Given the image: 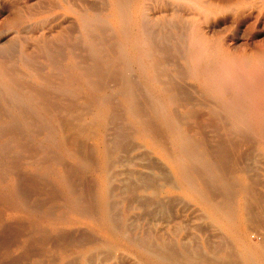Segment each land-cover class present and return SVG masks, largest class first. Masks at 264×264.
<instances>
[{
  "label": "rangeland",
  "instance_id": "obj_1",
  "mask_svg": "<svg viewBox=\"0 0 264 264\" xmlns=\"http://www.w3.org/2000/svg\"><path fill=\"white\" fill-rule=\"evenodd\" d=\"M135 1L136 0H122L126 16H128L127 19L129 20L124 22V27L120 29L121 27L118 24V20L113 15L112 0H0V188L8 189L7 187H9V189L14 190V198L12 197L10 203L2 202V200L0 201V234L2 235H0V240L2 239L0 242V249H4L6 246L9 247V249L6 247L4 249L5 251L0 250L2 254L7 256V258L4 256L5 259H3L4 257H1L3 255L0 254V259H2V261L0 260V264H143V262L144 264L146 262V264H149L142 255H139L140 248L146 247L143 244L148 245L146 248L151 247L150 250L152 248L153 250L158 248L157 250H160L159 253L163 251L162 253L165 254L169 253L171 249L176 248V250H172L171 253L174 252L173 254H175L176 252L177 254L179 252L181 256L186 252L193 253L194 247H197V249L200 247L199 249L201 250H195H197L198 253L201 251L202 258L204 256L206 257L207 254H211L210 256H212V259L209 255L207 257L217 263L221 262V260H218L220 258L218 256L222 251L225 252L224 250H226V248L230 249L229 247L231 246L233 247L231 250H235L232 239L206 216L203 207L200 206L201 204L194 200L191 195L182 188L178 181H176V174H174L172 165L166 161L164 162L161 155L157 152L156 147H150L151 145L146 144V139L142 136L143 130H141V127L143 129L145 128L144 133H148L147 135L150 137H155L153 139L156 141H162L157 142L158 144L163 143L162 147L164 146L165 148V145L168 146L170 144L165 149L172 152V148L170 147L171 143L168 142V130H165L164 126L157 118V121L151 120L156 117L151 111L152 106L151 103H149L151 101L153 102L154 99L157 101L159 100L162 107L164 105H169L163 108L167 110L164 109L166 116L173 125L175 124L176 128L181 127L180 131L188 133L198 140L202 148L198 145V147H194L193 150L198 151L202 149L203 155L206 156L210 163L215 161L214 166L216 165V167L213 166V163H211V167L218 170L216 171L212 168L221 178L229 181V191L231 193L240 194V182L234 180L240 172L246 173L248 182L251 181L250 187L254 190V193L252 192L254 197H252L254 199L256 198L254 200L250 196L251 200L253 199L254 201L252 200L253 205H248L247 210L250 209L247 212H249L251 208H256L253 211L251 210L247 216L249 220L252 218V214L253 218L247 221L246 224L253 220V224L250 223L253 228L250 224L249 226L251 228H249V226H244V228L248 230L252 236H250V239H254L253 241L256 242L259 241H257L256 236H259L260 233H264V230H262L263 228H260L264 226V222H262L261 219V217H264V208H261L262 206L264 207V144H262L264 143V127L262 132L256 128V123L264 118V97H262L264 96V6L258 7L261 5L260 0H257V7L255 6L253 10L252 8H247L249 5L246 4V6L243 4L239 5L240 8L239 6L234 8L235 6L220 5V8L218 5H215L217 7L213 6L211 8L210 6L207 7V5L204 7V4L201 2L202 4H199L194 10L192 6L183 0L175 4L163 0V2L166 1V4H168L166 7L158 3V0H155V2L154 0ZM140 3L142 7L146 9L145 12L144 8H142L141 12L143 14H139V12L136 11ZM168 6H170V9L167 8ZM147 8H150L151 11ZM202 10L204 13L201 12ZM192 12L197 13L196 22H192L188 19L189 14ZM252 13L255 14L252 15ZM132 14H134V16ZM153 14L154 17H152ZM135 15L136 17L138 16V18L140 16L142 21L141 19L136 20L134 18ZM143 15L147 17V19L144 18ZM241 16L243 18H241ZM154 18L155 21H153ZM150 20L152 21L150 22ZM139 22L141 24H139ZM198 23H201V25ZM135 25L136 28H141L139 31L141 37L147 38L144 39L147 44L143 41L142 45L146 50L148 48L149 52L147 51V53H143L144 56H142V54L140 56L142 57L140 61L141 65L142 62L147 64V66L145 65L144 67H142L140 63H137V60L136 62H132V58L137 53L133 50V45H131V39L135 37L134 31H137V29L134 28ZM207 29H211V33H208ZM204 39H207L208 42H206L205 46L200 48L201 50L199 49V52L203 53L202 56L201 53L199 54V61V58L198 60L194 59V51H196L195 48H198ZM134 49H136V47H134ZM149 49L153 50L150 51ZM121 58H126L127 62L129 61L127 64L128 67H123V69L120 66L119 60H121ZM152 58L155 59L156 62H154ZM231 58L233 61L240 60L247 69H250L252 73H256L259 78L257 83L259 86L256 88L257 92L256 90L254 92L256 95V105H258V107L251 118H249L248 111L245 108L238 109L237 111L236 108L234 110L229 106L230 109L226 112L222 107L227 105L230 102L229 100L232 99L233 91L231 87L229 85H223L221 87L224 91L221 92L219 88L216 87L218 84H216L215 81L213 83L209 80L208 68L205 67V65L209 66V69H211V67L217 64H230L232 62ZM134 59L135 58H133V60ZM145 60L150 62L147 63L148 61ZM190 61H192V63ZM194 61L197 62L195 63ZM138 64L144 69L141 70V67L139 69ZM150 64H152V66H150ZM199 65L203 66L199 67ZM135 66H137L138 69L137 67L135 68ZM193 66H196V68ZM197 70L201 71L197 72ZM193 72H197V75ZM199 72L204 74H200ZM142 74L145 75V77L141 76ZM153 76L157 78L154 79ZM146 79L149 82L152 81L151 85L155 83L152 85L153 88ZM159 79L160 84L158 81ZM164 80H166V82ZM161 83L162 88L158 86L161 85ZM254 85L256 84L254 83ZM155 86L158 88V91L154 88ZM207 86H212V89ZM4 87L8 88L5 89ZM122 88H124L123 91L129 89L128 92H130L128 95H130V97H128L127 94H123ZM10 90L13 92L15 91L14 94L17 93V97L19 94L18 98L21 99L18 100V98L15 97L16 95L12 97L14 94L12 91V93H10ZM158 93H160V96ZM166 93L168 97H171L170 95L172 94L176 96L173 100L171 99L172 102L169 100L165 102L168 99ZM223 93L226 96L223 95ZM9 94L12 95L10 96ZM103 94L106 95V99L108 100L103 97ZM207 95L208 98L210 97L209 100H207ZM218 95L219 97H217ZM100 97L104 98H102L103 101ZM226 97H229L227 98L228 102L226 101ZM132 100L134 102H132ZM127 102L128 104H126ZM132 104H134L135 107ZM130 106L136 109L134 110V112L136 111L137 113H135V115L136 117L139 116L140 120L133 121L132 113H130L132 107ZM125 107H127V109ZM167 108L169 111H173L169 112ZM217 109L218 112L216 111ZM148 110L152 112L154 116L152 113H149ZM95 111H98L101 117L99 115L97 117L93 116ZM224 112H226V114ZM169 113H171L172 116H170L171 114ZM205 114L207 116H205ZM230 114L234 115L235 118L233 120V116ZM260 114L262 117H260ZM183 117L185 118L184 120ZM99 118L103 120V122L100 121ZM91 119H93V121ZM148 119H150L153 124L152 122H147L149 121ZM237 119L239 120L237 121ZM144 120L146 121L144 122ZM177 120L179 121L176 122ZM210 120L212 122H208ZM234 120L237 121L236 123L240 122L238 124L240 125L239 127H233L234 124H232V122H234ZM139 121H142V124ZM263 122L264 120L262 123ZM157 123L160 124V126H158ZM215 123L216 126H214ZM161 125L162 129H160ZM153 126L156 128L157 132H160H158L159 134L154 131ZM81 128L85 130L82 131ZM221 128L225 129L221 130ZM79 129H81V134L78 133ZM193 132L196 135L193 134ZM224 132H227L226 134H228V136H230L229 133L231 134L229 138L226 136V138L230 140L229 143L233 142L232 144L230 143L233 146L237 143L238 147L235 146L237 149H234V151L231 148V153L229 151V155L226 156L227 158L223 159L222 162L214 151V145L218 139L224 136ZM238 134L241 135L239 136ZM166 138L167 140H165ZM204 140L206 141L204 142ZM258 143H260V145ZM238 148L241 149L240 152ZM234 152H236V154L239 152V154H237L238 156L235 155ZM124 155H126V158ZM127 155H133L131 157L132 159ZM252 155H254L253 159L251 157ZM232 157H234V159ZM231 158L234 161H230ZM122 159H124V162ZM129 159L131 160V164ZM105 161H107V164H105ZM222 166L223 168H221ZM129 168H132V171L130 169L131 174L129 173L128 175H131L132 178L127 175ZM236 169L239 171L238 173ZM199 170L198 168H194L192 170V177L194 173L196 177L194 180L199 181V183L204 182L205 185H203V183L202 185L205 187L207 182L209 183L208 177L204 176L201 170L200 173ZM235 171L236 175L235 173L233 174ZM104 173L106 176L108 175V178L104 179ZM137 173L140 178L135 176ZM126 176L128 179L125 178ZM59 177L64 178L63 180L67 182L66 185L71 189H69L70 192L73 193L74 196L76 195L75 197L79 203L73 206L70 205L68 197H65V187L60 182ZM142 177H144L146 181H153L152 185L157 183V186H151L150 184L151 187H145V185L140 184V182L145 181ZM103 179L106 181L107 179L109 180L106 186L109 195H106L105 199L109 201L110 216H113L111 218L116 223H114L115 227L117 226L116 234L119 238H115V240L109 239L110 236L107 235L101 226H98L99 222L97 217L99 216L98 214H100V200L101 197L104 199L102 194ZM213 181L210 179V182ZM142 183L144 184L145 182ZM197 183L196 185H199V183ZM214 183L218 185V181H215L212 184L210 183L211 186L208 184L207 188H204L208 194L211 192L210 194L212 196L214 194L216 195L215 191L217 185L214 186ZM144 187L145 189L143 190ZM210 187L214 189H210ZM207 189L210 190L208 191ZM211 190L214 191L212 192ZM152 192L154 193L152 194ZM241 194L235 198L248 196L246 194ZM256 194L259 196V201L257 200L258 196ZM250 198L248 199L249 203H251ZM142 199L145 200V202L147 200V202L145 203ZM64 202H67V204L69 203V205ZM143 202L147 207L143 206ZM3 203L6 205L3 206ZM259 207L260 210H263L262 212L257 209ZM12 208H14V210ZM66 208L69 209V211ZM70 208L72 210H70ZM74 208L78 211L76 212ZM24 209L26 211L28 209L29 212L32 209L31 213L36 211L38 212L37 214L41 216H38L36 212L35 215L33 214L36 218L34 216H26L24 215ZM64 209H66V212L63 211ZM158 209H160V211ZM10 210L13 211L11 212ZM17 210H19V214ZM148 210H152V214L155 215H150V211ZM145 211L150 215H148L147 218V212L145 213ZM260 212V215H262L261 217L256 214ZM64 213H67L66 216ZM57 214L60 218L57 217ZM254 215L256 216L254 217ZM92 216L93 218H91ZM64 218L67 219L64 221ZM81 218H85L86 220L83 219L85 221H81ZM76 219L79 221L77 222ZM147 219L149 221H146ZM260 219L261 222L259 221ZM51 220H53V222ZM257 220L260 222V227L257 226L256 230L255 223L258 222ZM254 221L257 222L254 223ZM58 222H61V224ZM261 223L262 225H260ZM211 224L213 226H211ZM8 226L9 228L7 229ZM10 226L16 228L12 229L13 227L11 228ZM18 226L21 227V229H19ZM55 226L58 229H55ZM14 230H16V232H20L19 230H21L24 234L18 233L21 237L16 235L18 240L14 239L12 238L13 233L16 234ZM206 230H208V233ZM4 233L7 234H5V237ZM204 233L207 234L205 235ZM122 235L125 237H122ZM27 236H29V238ZM62 236H64V238ZM191 238L195 239V241H193V239L190 240ZM202 238L207 242H211L210 246L215 240L217 246L213 244L212 250L207 251V249H205L207 242ZM127 240L130 244H128ZM229 240L231 243H229ZM40 241L41 243L43 242L44 246L41 243L39 245ZM196 241L199 247L197 245L194 246ZM105 242L107 244L106 246H104ZM170 242L172 245H170ZM184 243L188 245L181 248V245H184ZM19 246L21 247L19 248ZM154 246H156L155 249ZM167 246L172 247L169 248ZM173 246L176 247L173 248ZM135 248H137V250ZM20 249L21 251L19 252ZM111 249H114V253ZM187 249H189V251H187ZM216 249L219 250L216 251ZM228 249L226 252H232ZM178 254L176 256L180 257ZM39 256L42 259L38 258ZM207 257L206 259H208ZM15 260H17V262H15Z\"/></svg>",
  "mask_w": 264,
  "mask_h": 264
},
{
  "label": "bare ground",
  "instance_id": "obj_2",
  "mask_svg": "<svg viewBox=\"0 0 264 264\" xmlns=\"http://www.w3.org/2000/svg\"><path fill=\"white\" fill-rule=\"evenodd\" d=\"M113 1V15L116 17V19L118 20V24H119V26L121 27L120 29H122V27H124V22H126L127 20H129V19H127L128 18V16H126V12H125V9H124V5H123V3H122V0H112ZM136 1H141V0H136ZM135 1V2H136ZM159 1V2H158ZM157 2L158 3H161L162 5H165V7H166V5H168V4H166V1H164L163 2V0H158ZM169 1V3L171 2L172 4H175V3H179V2H181L182 0H167V2ZM183 1H186L187 2V4H189L190 6H192L193 8H194V10L197 8V6L199 5V4H204L203 6L205 7V5H207V7H213V6H215V5H218V7H219V5L220 6H235L234 8H236V6H239V5H241V4H243V5H249V7L247 6V8H252V10H253V8L256 6V4H258V2H257V0H205V1H203V0H183ZM135 2H134V4H135ZM144 2V1H143ZM152 2V1H151ZM150 2V3H151ZM154 2H155V0H154ZM156 2V3H157ZM185 2V3H186ZM202 2V3H201ZM165 3V4H164ZM260 3H261V5L260 6H258L259 8L260 7H263L264 6V1H261L260 0ZM137 4V3H136ZM146 5V4H145ZM144 5V6H145ZM154 5V4H153ZM186 5V4H185ZM245 5V6H246ZM155 6H156V4H155ZM244 6V7H245ZM147 7V6H146ZM189 7V6H188ZM200 7V6H199ZM215 7H217V6H215ZM214 7V8H215ZM257 7V6H256ZM87 8V7H86ZM136 8V7H135ZM142 8H144V7H142V4L140 3V4H138V6H137V10L136 11H138L139 12V14L141 13V14H143L142 12H141V10H142ZM155 8V7H154ZM161 8V7H160ZM167 8H169L170 9V6H168ZM172 8V7H171ZM191 8V7H190ZM220 8V7H219ZM239 8H240V6H239ZM148 9V8H147ZM152 9V8H151ZM159 9V8H158ZM161 9H163V8H161ZM188 9V8H187ZM202 9V8H201ZM204 9V8H203ZM146 9L144 8V11H145ZM149 11H151L150 10V8L148 9ZM155 10H157V9H155ZM168 10V9H167ZM216 10H217V8H216ZM225 10V9H224ZM258 10V9H257ZM149 11H147V12H149ZM164 11V10H163ZM187 11H189V10H187ZM193 11V10H192ZM197 11H198V9H197ZM137 12V13H138ZM146 12V11H145ZM154 12V11H153ZM167 12V11H166ZM168 12H169V10H168ZM201 12H203V10L201 11ZM200 12V13H201ZM209 12V11H208ZM225 12V11H224ZM254 12V11H253ZM258 12V11H257ZM132 13H134V12H132ZM170 13V12H169ZM168 13V14H169ZM204 13V12H203ZM250 13H251V11H250ZM150 14V13H149ZM197 13H194V12H192V13H190L189 14V16H188V19L189 20H191L192 22H196V20H197V15H196ZM237 14V13H236ZM255 14V13H254ZM253 13H252V15H254ZM133 16H134V14H132ZM146 15H148V14H146ZM160 15V14H159ZM164 15V14H163ZM238 15V14H237ZM240 15V14H239ZM251 15V14H250ZM142 16V15H141ZM144 16V15H143ZM149 16H151V15H149ZM184 16H186V15H184ZM257 16V15H256ZM152 17H154V14H153V16ZM208 17H211V16H208ZM136 20H139V19H141L140 18V16H139V18H138V16L136 17V15H135V17H134ZM133 18V19H134ZM144 18H146L147 19V17H145L144 16ZM156 18V17H155ZM155 18H154V20L153 21H155ZM157 18H158V16H157ZM156 18V19H157ZM212 18V17H211ZM241 18H243L242 16H241ZM250 18V17H249ZM162 19H164V18H162ZM161 19V20H162ZM184 19V18H183ZM199 19V18H198ZM254 19V18H253ZM152 20H150V22L152 21ZM200 20H202V19H200ZM86 21V20H85ZM134 21V20H133ZM141 21H142V19H141ZM145 21V20H144ZM143 21V22H144ZM149 21V20H148ZM165 21V20H164ZM185 21V20H184ZM251 21V20H250ZM87 22V21H86ZM209 22V21H208ZM85 23V22H84ZM138 23V22H137ZM145 23V22H144ZM153 23V22H152ZM165 23H167V22H165ZM190 23V22H189ZM261 23V22H260ZM139 24H141L140 22H139ZM186 24V23H185ZM192 24V23H191ZM199 24V23H198ZM98 25V24H97ZM151 25V24H150ZM199 25H201V23L199 24ZM89 27V26H88ZM107 27V26H106ZM82 28V27H81ZM110 28V27H109ZM134 28H136V25H135V27ZM137 29V31H134V33H135V37L134 38H132L131 40V42H132V44L131 45H133V50H135V52H137L135 55H134V57L133 58H135L134 60H133V58H132V62H136V60H137V63H140V65H141V58L142 57H140L141 56V54H142V56H144V54H145V52L147 53V51H148V48H147V50L143 47V45H142V42L144 41V43H146V40H144L145 38L144 37H141V34H140V29L139 28H136ZM139 29V30H138ZM199 29V28H198ZM200 29H202V28H200ZM93 30H94V28H93ZM210 30L211 29H207V32L208 33H211L210 32ZM90 31V30H89ZM142 31V30H141ZM197 32V31H196ZM199 32H200V30H199ZM202 32H203V30H202ZM85 33V32H84ZM100 33V32H99ZM97 34V33H96ZM193 34V33H192ZM196 34V33H195ZM201 35V34H200ZM110 36V35H109ZM195 36V35H194ZM206 36V35H205ZM211 36V35H210ZM203 37V36H202ZM194 38V37H193ZM211 38V37H210ZM100 39V38H99ZM147 39V38H146ZM130 40V39H129ZM200 40V39H199ZM148 41V40H147ZM197 42V41H196ZM206 42H208V40L207 39H204V41L200 44V46L198 47V48H195V50L196 51H194V56H195V58L194 59H197L198 60V58H199V54L201 53V52H199L201 49L200 48H202V46H205V44H206ZM210 43V42H209ZM147 44V43H146ZM194 44H196V43H194ZM197 45H198V43H197ZM148 46V45H147ZM207 46H209V45H207ZM134 47H136V49H134ZM194 47V46H193ZM259 47V46H258ZM260 47H261V45H260ZM149 48H151V47H149ZM204 48V47H203ZM89 49V48H88ZM192 49V48H191ZM200 49V50H199ZM150 50V49H149ZM151 50H153V49H151ZM150 50V51H151ZM204 51V50H203ZM207 51V50H206ZM149 52V51H148ZM229 52V51H228ZM144 53V54H143ZM190 53V52H189ZM206 53V52H205ZM253 53V52H252ZM252 53H250V54H252ZM255 53V52H254ZM152 54H154V53H152ZM188 54V53H187ZM202 54L203 53H201V56H202ZM225 54V53H224ZM247 54V53H246ZM264 54V53H263ZM88 55H90V54H88ZM206 55V54H205ZM237 55V54H236ZM245 55V54H244ZM147 56V55H146ZM150 56H151V53H150ZM193 56V55H192ZM191 56V57H192ZM209 56V55H208ZM232 56V55H231ZM153 57V56H152ZM160 57V56H159ZM190 57V56H189ZM243 57V56H242ZM249 57V56H248ZM263 57V56H262ZM129 58V57H128ZM144 58V57H143ZM145 58H149V57H145ZM202 58V57H201ZM234 58V57H233ZM247 58V57H246ZM250 58V57H249ZM120 59V58H119ZM126 59V58H125ZM125 59H123V58H121V60H119L120 61V66L123 68V67H128V62H127V59L125 60ZM151 59V58H150ZM153 59V58H152ZM193 59V60H194ZM202 59H205V58H202ZM211 59V58H210ZM220 59V58H219ZM232 59V58H231ZM230 59V60H231ZM237 59H238V57H237ZM242 59V58H241ZM251 59V58H250ZM255 59V58H254ZM116 60V59H115ZM207 60V59H206ZM212 60V59H211ZM222 60V59H221ZM224 60V59H223ZM228 60V59H227ZM244 60H245V58H244ZM255 60H257V59H255ZM145 61H148V60H145ZM153 61L154 62H156L155 61V59H153ZM199 61H200V58H199ZM250 61V60H249ZM150 61H148L147 63H149ZM191 63H192V61H190ZM195 63L197 62V61H194ZM193 62V63H194ZM203 62V61H202ZM207 62H210V61H207ZM221 62V61H220ZM230 62V61H229ZM143 63L144 62H142V67H144L145 65L147 66V64H145L144 63V65H143ZM194 63V64H195ZM219 63V62H218ZM223 63H225V62H223ZM254 63V62H253ZM130 64V63H129ZM136 64V63H135ZM134 64V65H135ZM155 64V63H154ZM198 64H199V62H198ZM203 64V63H202ZM220 64V63H219ZM118 65V64H117ZM149 65V64H148ZM208 65V64H207ZM141 66H139V64H138V67H139V69H140V67ZM150 66H152V64H150ZM203 65H199V67H202ZM137 66H135V68H136ZM138 67H137V69H138ZM141 67V70L142 69H144V68H142ZM193 67H195L196 68V66H193ZM197 67H198V65H197ZM205 67H207L208 69L210 68L209 66H206L205 65ZM257 67V66H256ZM118 68V67H117ZM192 68V67H191ZM124 69V68H123ZM146 69V68H145ZM152 69H154V68H152ZM200 69V68H199ZM205 69V68H204ZM207 69V71H208V77H209V80L211 81V82H213L214 83V81H215V83L216 84H218V85H216V87L217 88H219V90L221 91V92H223L224 90H222V87L221 86H223V85H229L230 87H231V90L233 91V93H232V99L231 100H229L230 102L227 104V105H225V103H224V107H222L226 112L230 109V107H231V109L233 108L234 110H235V108H236V110L238 111V109L240 110V109H242V108H245L247 111H248V116H249V118H251L252 116H253V114H255V112H256V110H257V107H258V105H256V95H255V90H256V88H258V76H257V74L256 73H252L251 71H250V69H247V67L240 61V60H234L233 61V59H232V62L230 63V64H224V65H216V66H214V67H211V69H209L208 70ZM112 70V69H111ZM192 70V69H191ZM193 70H195V69H193ZM256 70V69H255ZM258 70V69H257ZM143 71H145V70H143ZM147 71V70H146ZM198 71H201V70H197V72ZM254 71V70H253ZM115 72V71H114ZM197 72H193L194 74H196ZM203 72V71H202ZM201 72V73H202ZM141 73V72H140ZM152 73V72H151ZM154 73V72H153ZM190 73V72H189ZM192 73V72H191ZM200 73V72H199ZM198 73V74H199ZM200 73V74H201ZM88 74V73H87ZM86 74V75H87ZM115 74V73H114ZM148 74V73H147ZM202 74H204V73H202ZM149 75H150V73H149ZM197 75V74H196ZM207 75V74H206ZM262 75V74H261ZM141 76H144L145 77V75H141ZM200 76V75H199ZM205 76V75H204ZM264 76V75H263ZM154 77V76H153ZM203 77V76H202ZM155 78H157V77H154V79ZM263 78V77H262ZM148 79V78H147ZM146 79V80H147ZM196 79V78H195ZM203 79V78H202ZM205 80V79H204ZM148 81V80H147ZM159 81V84H160V79L158 80ZM165 82H166V80H164ZM209 81V82H210ZM90 82V81H89ZM152 82V81H151ZM151 82H149L148 81V83H150L149 85H151ZM263 82V81H262ZM171 83V82H170ZM205 83V82H204ZM207 83V82H206ZM254 83L256 84V85H254ZM153 84H155V83H152V85ZM173 84V83H172ZM212 84V83H211ZM264 84V83H263ZM18 85V84H17ZM151 85V86H152ZM157 85V84H156ZM166 85V84H165ZM203 85H205V84H203ZM209 85V84H208ZM150 86V87H151ZM160 88H162L161 86H162V83H161V85H158ZM172 86V85H171ZM69 87V86H68ZM165 87V86H164ZM169 87V86H168ZM202 87H204V86H202ZM207 87H209V86H207ZM212 87V86H211ZM211 87H209L210 89H212ZM214 87V86H213ZM215 87V88H216ZM261 87V86H260ZM5 88V87H4ZM8 88V87H7ZM7 88H5V89H7ZM77 88V87H76ZM96 88V87H95ZM152 88H153V86H152ZM154 88H156V86L154 87ZM32 89V88H31ZM157 89V91H158V88H156ZM205 89V88H204ZM214 89V88H213ZM262 89V88H261ZM27 90V89H26ZM78 90V89H77ZM124 90V88H122V92H123V94H127V96L128 97H130V95H128V93L130 92H128V90H125V91H123ZM165 90H166V88H165ZM207 90V89H206ZM12 90H10V93H12L11 92ZM120 91V90H119ZM160 91V90H159ZM163 91H164V89H163ZM163 91H162V93H163ZM167 91V90H166ZM171 91V90H170ZM208 91V90H207ZM210 91V90H209ZM263 91V90H262ZM15 92V91H14ZM14 92H13V94H14ZM28 92V91H27ZM121 92V91H120ZM165 92V91H164ZM188 92V91H187ZM213 92V91H212ZM256 92H257V90H256ZM258 92H259V90H258ZM106 93V92H105ZM149 93V92H148ZM161 93V94H162ZM190 93V92H189ZM203 93V92H202ZM226 93V92H225ZM30 94V93H29ZM70 94V93H69ZM102 94V93H101ZM160 93H158V95H159ZM164 94V93H163ZM214 94H215V92H214ZM217 94V93H216ZM231 94V93H230ZM262 94H263V92H262ZM261 94V95H262ZM10 96L12 95V94H9ZM16 95V96H15ZM28 95V94H27ZM132 95H133V93H132ZM145 95V94H144ZM190 95V94H189ZM223 95H225L224 93H223ZM17 97V93H15L12 97ZM37 96V95H36ZM160 96V95H159ZM165 96V95H164ZM166 96H167V101H165V102H168V100L170 101V102H172V100L174 99V97H176V96H173V94L172 95H170L171 97H168V94L166 93ZM184 96V95H183ZM222 96V95H221ZM226 96V95H225ZM229 96V95H228ZM258 96V95H257ZM18 97H19V94H18ZM17 97V98H18ZM103 97H105V99H106V95H104L103 94ZM102 97V98H103ZM108 97V96H107ZM161 97H162V95H161ZM217 97H219V95L217 96ZM262 97H264V96H262ZM101 98V97H100ZM102 98H101V100H102ZM151 98H153V97H151ZM170 98V99H169ZM207 98H208V95H207ZM210 98V97H209ZM209 98L207 99V100H209ZM214 98V97H213ZM227 98H229V97H226V101H227ZM259 98V97H258ZM261 98V97H260ZM12 99H14V98H12ZM19 99H21V98H18V100ZM24 99V98H23ZM104 99V98H103ZM126 99V98H125ZM154 99V98H153ZM165 99H166V97H165ZM172 99V100H171ZM178 99V98H177ZM25 100V99H24ZM27 100V99H26ZM106 100H108V99H106ZM133 100H134V98H133ZM132 100V102H134ZM162 100H163V98H162ZM185 100V99H184ZM187 100V99H186ZM211 100V99H210ZM218 100V99H217ZM223 100V99H222ZM262 100V99H261ZM38 101V100H37ZM92 101H94V100H92ZM92 101H91V103H92ZM103 101V100H102ZM101 101V102H102ZM151 101V100H150ZM175 101V100H174ZM216 101V100H215ZM99 102H100V99H99ZM106 102V101H105ZM165 102H162V103H165ZM169 102V103H170ZM176 102V101H175ZM228 102V101H227ZM258 102V101H257ZM263 102V101H262ZM104 103V102H103ZM149 103H151V106H152V112L154 113V115L156 116L155 118H153V119H151V120H156V118L158 119V121L164 126V128H165V130L167 131L168 130V136H169V140H168V142H170L171 143V148H172V152H169V151H167L165 148L166 147H168L167 145H165L166 147L164 148V146L162 147V144L163 143H161V144H158L157 142H162V141H156L155 139H153V138H155V137H153L152 135V137H150L149 135H147L146 133H144V129L141 127V130H143V133H142V136H144L145 137V139H146V144H149V145H151L150 147H156L157 149V152L161 155V157H162V159L164 160V162L166 161V162H168V163H170V165H172V169L174 170V174H176V176H175V179H176V181H178V183L182 186V188H184L190 195H191V197L194 199V200H196V201H198L201 205L200 206H202L203 207V209H204V211H205V213H206V216L221 230V231H223L224 233H226L227 235H228V237L230 238V239H232V241H233V246L235 247V250L234 251H232L231 250V248L233 249V247H229L230 249H228V248H226V250H224L225 252H223L222 250V253L218 256V257H220L218 260L220 261L221 260V262H217V263H220V264H264V233L262 234V233H260L259 231V233L260 234H262V235H260L259 234V236H256V238H257V241L259 240H261L260 242L258 241V242H256V241H253L252 239H250V233L248 232V230H246L245 228H244V226H249V224L251 223V224H253V220H251L248 224H246L247 223V221H249L250 219H252L253 218V216H252V214H251V217L252 218H250V216H249V220H248V218H247V216L249 215L248 213L249 212H251V210L253 211L254 209H252L251 208V210L249 211V212H247L248 210H247V208H248V205H250V204H252V200L254 199L253 197V191L254 190H252V188L250 187V183H251V181L250 182H248V178H246V173L244 174V172H240L239 173V175L238 176H236L235 177V180L234 181H239L240 182V194L241 193H244V194H241V195H248V196H240V197H238V198H235L236 196H239L238 194H233V193H231L230 191H229V188H230V185H229V181L228 180H226V179H223V178H221L216 172H214L215 170H216V168H214V167H216V165L214 166V162H211V163H213V166L214 167H211L212 166V164L210 163V161L206 158V156H204L203 155V150L202 149H200V150H198V148H197V150L198 151H195V150H193V148L194 147H198V145H199V142H198V140H196V138H194L193 136H191V135H189L188 133H183L182 131H180V126H178V127H180V128H176L175 127V124L173 125L172 123H171V121H169V118H167V116H166V112H165V108H163L164 106H169V105H164L163 107H162V104H161V102L158 100H156V99H154L153 100V102L151 101V102H149ZM181 103V102H180ZM206 103V102H205ZM207 103H208V101H207ZM106 104H107V102H106ZM126 104H128V102L126 103ZM135 104V103H134ZM134 104H132L134 107H135V105ZM147 104V103H146ZM166 104V103H165ZM196 104H198V103H196ZM203 104V103H202ZM222 104V103H221ZM95 105V104H94ZM108 105V104H107ZM148 105V104H147ZM194 105V104H193ZM210 105H211V103H210ZM219 105H220V103H219ZM106 106V105H105ZM129 106V105H128ZM151 106H150V109H151ZM230 106V107H229ZM130 107H132V106H130ZM126 109H127V107H125ZM192 108V107H191ZM195 108V107H194ZM199 108V107H198ZM216 108V107H215ZM221 108V109H222ZM100 109H103V108H100ZM132 110L130 111V113H132V119H133V121H135V120H140V117L138 116V117H136V115H135V113H136V111L134 112V110H136L135 108L133 109V107L131 108ZM149 109V108H148ZM149 109V110H150ZM165 109V110H164ZM168 109V108H167ZM41 110V109H40ZM94 110V109H93ZM96 110H98V109H96ZM107 110V109H106ZM149 110H148V112H149ZM184 110V109H183ZM102 111V110H101ZM105 111V110H104ZM167 111V110H166ZM168 111H169V109H168ZM170 111H173V110H170ZM169 111V112H170ZM185 111V110H184ZM217 112H218V109L216 110ZM152 112H149V113H152ZM200 112V111H199ZM206 112V111H205ZM219 112H220V110H219ZM226 112H224L225 114H226ZM236 112V111H235ZM234 112V113H235ZM259 112V111H258ZM102 113V112H101ZM105 113V112H104ZM104 113H103V115H104ZM153 113H152V115H153ZM175 113V112H174ZM186 114H188L187 112H185ZM184 113V114H185ZM261 113V112H260ZM100 113H98V111H95V113H94V115L93 116H98ZM137 114V113H136ZM168 114V113H167ZM169 114H171V113H169ZM220 114V113H219ZM222 114V113H221ZM263 114V113H262ZM149 115V114H148ZM153 115V116H154ZM175 115V114H174ZM189 115V114H188ZM187 115V116H188ZM194 115H195V113H194ZM207 115H208V113H207ZM206 114H205V116H207ZM231 115V114H230ZM258 115V114H257ZM100 116V115H99ZM170 116H172V114L170 115ZM177 116V115H176ZM175 116V117H176ZM196 116V115H195ZM197 116H199V115H197ZM210 116V115H209ZM228 116H229V114H228ZM231 116H233L232 117V120L235 118L234 117V115L232 114ZM236 116V115H235ZM101 117V116H100ZM146 117H148V116H146ZM211 117H212V115H211ZM218 117V116H217ZM221 117V116H220ZM227 117V116H226ZM259 117V116H258ZM260 117H262L261 116V114H260ZM76 118H77V116H76ZM138 118V119H137ZM194 118V117H193ZM219 118V117H218ZM223 118V117H222ZM102 119V118H101ZM108 119V118H107ZM142 119V118H141ZM144 119V118H143ZM180 119V118H179ZM185 118L183 117V120H184ZM195 119V118H194ZM225 119H227V118H225ZM229 119H230V116H229ZM92 121H93V119H91ZM94 120H95V118H94ZM99 120H100V118H99ZM149 121H147V122H152V121H150V119H148ZM239 119H237V121H238ZM263 120H264V118H263ZM263 120H260V121H258L257 123H256V128H258V130L260 131V132H262L263 131V127H264V125H263V123H262V121ZM100 121H102L103 122V120H100ZM109 121V120H108ZM146 120H144V122H145ZM157 121V120H156ZM174 121V120H173ZM179 120H177L176 122H178ZM207 121V120H206ZM216 121V120H215ZM218 121V120H217ZM223 121H224V118H223ZM236 120H234V122H232V124H234L233 125V127L235 126V128L236 127H239L240 125H238L240 122H238V123H236L237 122ZM97 122V121H96ZM138 122V121H137ZM141 124H142V121H139ZM197 122V121H196ZM195 122V123H196ZM198 122H200V121H198ZM208 122H212L211 120L210 121H208ZM219 122V121H218ZM231 122V121H230ZM85 123V122H84ZM97 123H99V122H97ZM136 123V122H135ZM183 123V122H182ZM206 123V122H205ZM204 123V124H205ZM214 123V122H213ZM227 123V122H226ZM77 124V123H76ZM75 124V125H76ZM83 124V123H82ZM103 124V123H102ZM147 124V123H146ZM150 124V123H149ZM152 124H153V122H152ZM156 124V123H155ZM177 124H179V123H177ZM221 124V123H220ZM231 124V123H230ZM100 125H101V123H100ZM157 125L158 126H160V124H158L157 123ZM162 125H161V128L160 129H162ZM180 125V124H179ZM196 125V124H195ZM218 125V124H217ZM224 125V124H223ZM255 125V124H254ZM68 126H69V124H68ZM143 126H145V125H143ZM177 126V125H176ZM214 126H216V123H215V125ZM228 126V125H227ZM76 127V126H75ZM101 127V126H100ZM157 127V126H156ZM201 127V126H200ZM223 127V126H222ZM230 127V126H229ZM153 128H154V126H153ZM184 128V127H183ZM197 128V127H196ZM226 128V127H225ZM224 128V129H225ZM231 128H232V125H231ZM82 129V128H81ZM81 129H79V132L78 133H80V130ZM179 129V130H178ZM188 129V128H187ZM223 128H221V130H224ZM85 129L83 128L82 129V131H84ZM140 130V131H141ZM190 130V129H189ZM198 130V129H197ZM209 130V129H208ZM226 130H228V129H226ZM78 131V130H77ZM89 131V130H88ZM88 131H87V133H88ZM154 131H156V128H154ZM191 131V130H190ZM190 131H188V132H190ZM220 131V130H219ZM219 131H217V132H219ZM91 132V131H90ZM142 132V131H141ZM140 132V133H141ZM159 132V131H158ZM157 131H156V133H158ZM186 132V131H185ZM196 132V131H195ZM198 132V131H197ZM257 132V131H256ZM86 133V134H87ZM160 133V132H159ZM158 133V134H159ZM163 133H164V131H163ZM191 133H192V131H191ZM225 134H224V136L222 137V138H220V139H218L216 142H215V145H214V148H215V152H216V154H217V156H218V158H220L221 159V161L223 162V159H225V158H227L226 156H228L229 155V151L231 150V148H232V150L234 151V149L236 150L237 148H235V146H237L238 147V144L236 143V144H234V146L233 145H231L230 143H229V139H227L226 138V136H228V134H226L227 132H224ZM233 133V132H232ZM264 133V132H263ZM81 134V133H80ZM80 134H78V135H80ZM193 134H195L194 132H193ZM221 134V133H220ZM248 134V133H247ZM257 134V133H256ZM261 134V133H260ZM85 135V134H84ZM91 135V134H90ZM155 135V134H154ZM167 135V134H166ZM196 135V134H195ZM197 135H198V133H197ZM199 135H200V133H199ZM203 136H205L204 134H202ZM210 135V134H209ZM229 135L230 136H228V138L229 137H231V134L229 133ZM234 135V134H233ZM237 135V134H236ZM239 136L241 135V134H238ZM254 135H255V133H254ZM259 135V134H258ZM87 136V135H86ZM162 136V135H161ZM160 136V137H161ZM167 136V137H168ZM217 136V135H216ZM219 136V135H218ZM262 136V135H261ZM264 136V135H263ZM262 136V137H263ZM78 137V136H77ZM83 137V136H82ZM198 137V136H197ZM225 137V138H224ZM244 137H245V135H244ZM259 137V136H258ZM103 138V137H102ZM158 138H159V136H158ZM238 138V137H237ZM259 138H261V137H259ZM51 139V138H50ZM105 139V138H104ZM162 139H163V137H162ZM161 139V140H162ZM200 139V138H199ZM204 139H206V138H204ZM233 139V138H232ZM243 139V138H242ZM254 139V138H253ZM262 139V138H261ZM260 139V140H261ZM165 140H167V138L165 139ZM201 140V139H200ZM214 140V139H213ZM212 140V141H213ZM257 140V139H256ZM74 141V140H73ZM164 141V140H163ZM206 140H204V142H205ZM232 141H234V140H232ZM238 141H239V138H238ZM105 142V141H104ZM211 142V141H210ZM243 142V141H242ZM107 143V142H106ZM145 143V142H144ZM238 143H240V142H238ZM243 143H245V142H243ZM255 143V142H254ZM104 144V143H103ZM158 144V145H157ZM167 144V143H166ZM203 144V143H202ZM209 144V143H208ZM211 144V143H210ZM241 144V143H240ZM256 144V143H255ZM259 145H260V143H258ZM262 144H264V143H262ZM244 145V144H243ZM138 146V145H137ZM199 146H201V145H199ZM206 146V145H205ZM208 146V145H207ZM262 146V145H261ZM121 147V146H120ZM209 147H211V146H209ZM257 147H259V146H257ZM200 148H202V146L200 147ZM205 148V147H204ZM243 148V147H242ZM262 148V147H261ZM150 149H154V148H150ZM168 149V148H167ZM206 149H207V147H206ZM212 149V148H211ZM239 149V148H238ZM244 149V148H243ZM242 149V150H243ZM263 149V148H262ZM155 150V151H156ZM240 150L241 149H239V152H240ZM248 150V149H247ZM154 151V152H155ZM104 152V151H103ZM209 152V151H208ZM237 152V151H236ZM236 152H234L235 153V155H237V154H239V152L236 154ZM242 152V151H241ZM249 152V151H248ZM230 153H231V151H230ZM70 154V153H69ZM80 154V153H79ZM209 155V154H208ZM215 155V154H214ZM235 155H233V156H235ZM244 155V154H243ZM242 155V156H243ZM128 156V155H127ZM133 155H131V156H128V157H132ZM238 156V155H237ZM245 156V155H244ZM106 157V156H105ZM124 157L126 158V155H124ZM127 157V158H128ZM134 157H135V155H134ZM134 157H133V159H134ZM150 157V156H149ZM208 157V156H207ZM212 157V156H211ZM216 157V156H215ZM230 157H231V155H230ZM252 157V159L254 158V155H252L251 156ZM217 158V157H216ZM233 159H234V157H232ZM231 158V160L230 161H234L233 159ZM237 158V157H236ZM132 159V158H131ZM215 159V158H214ZM219 159V160H220ZM248 159V158H247ZM130 160V159H129ZM218 160V161H219ZM228 160H229V158H228ZM237 160H240V159H237ZM236 160V161H237ZM80 161V160H79ZM82 161V160H81ZM83 161H85V160H83ZM116 161V160H115ZM119 161V160H118ZM122 161L124 162V159H122ZM134 161V160H133ZM133 161H132V164H133ZM225 161V160H224ZM247 161V160H246ZM106 163L105 164H107V161H105ZM127 162H129V161H127ZM229 162V161H228ZM227 162V163H228ZM245 162V161H244ZM121 163V162H120ZM125 163H126V161H125ZM219 163V162H218ZM119 164V163H118ZM121 164H123V163H121ZM130 164H131V160H130ZM236 164H237V162H236ZM247 164V163H246ZM77 165V164H76ZM124 165V164H123ZM223 165V164H222ZM253 165V164H252ZM79 166V165H78ZM106 166V165H105ZM116 166H117V164H116ZM220 166H221V164H220ZM229 166V165H228ZM234 166H235V163H234ZM124 167V166H123ZM227 167V166H226ZM104 168H106V167H104ZM103 168V169H104ZM194 168H198V169H200L201 171H202V173H204V176H207L208 177V180H209V183L207 182V185L205 186V187H203V185H205L204 184V182H201V183H199V181H195L194 179L196 178L195 176H194V173H193V177H192V170L194 169ZM215 169L214 171H213V169ZM219 168V167H218ZM221 168H223V166L221 167ZM230 168V167H229ZM232 168V167H231ZM130 169H131V171H132V168H129L128 170V173H127V175L130 173ZM235 169V168H234ZM233 169V170H234ZM123 170H124V168H123ZM127 170V169H126ZM191 170V171H190ZM199 170V171H200ZM230 170V169H229ZM244 170V169H243ZM47 171V170H46ZM49 171V170H48ZM107 171V170H106ZM125 171V170H124ZM190 171V172H189ZM201 171H200V173H201ZM216 171H218V170H216ZM236 171H237V173L239 172L237 169H236ZM236 171L235 172H233V174L235 173V175H236ZM103 172H104V170H103ZM163 172V171H162ZM194 172V171H193ZM198 172V171H197ZM229 172V171H228ZM246 172V171H245ZM134 173V172H133ZM105 174V173H104ZM131 174V173H130ZM196 174V173H195ZM232 174V173H231ZM232 174V175H233ZM110 175V174H109ZM140 175V174H139ZM199 175V174H198ZM232 175H230V176H232ZM248 175V174H247ZM65 176V175H64ZM128 176H130L131 177V175H128ZM136 177L138 176V173L135 175ZM135 176H134V178H135ZM200 176V175H199ZM43 177V176H42ZM139 177V176H138ZM149 177V176H148ZM201 177H202V175H201ZM207 177H205V178H207ZM234 177V176H233ZM105 178H108V175L106 176V174H105V176H104V179ZM109 178H110V176H109ZM125 178H127L128 179V177L126 176ZM132 178V177H131ZM130 178V179H131ZM140 178V177H139ZM138 178V179H139ZM143 178V180L145 179L144 177H142ZM198 178V177H197ZM64 178L62 177H59V180H60V182L62 183V185H64V187H65V192H66V198L68 197V201L70 202V205L71 206H73L74 204H77V203H79V201L77 202V198L73 195V193H71L70 192V187L68 188V186L66 185V183L67 182H65L64 180H63ZM103 179V180H104ZM210 179H211V181H213V180H215V181H218V185L217 184H215L214 183V186L215 185H217V188H216V197L214 196H212L210 193L208 194L207 193V191L205 190L206 188H207V186H208V184H209V186H211L210 185V183L212 184L213 182H215V181H213V182H210ZM232 179H234V178H232ZM256 179V178H255ZM66 180V179H65ZM150 180H152V179H150ZM202 180H205V179H202ZM107 181H109L108 179H107ZM107 181L106 180H104V181H102L103 182V184H102V194H103V198L104 199H102V197H101V200H100V214H98L99 216L97 217L98 218V222H99V225L98 226H101L102 228H103V230L107 233V235H109L110 236V238L109 239H112V240H115V238H119L118 237V235L116 234L117 233V226L115 227V225H114V220L111 218V217H113V216H110V212H109V206H108V202L109 201H107L106 199H105V196L106 195H109L108 193H109V191L107 190ZM140 181V180H139ZM138 181V182H139ZM228 181V182H227ZM254 181V180H253ZM142 182H145L144 184L142 183ZM142 182H140V184H142V185H145V187H148V186H150V184H151V186H154V185H156L157 186V183H155L154 185H152V182L151 181H149V180H147L146 181V179H145V181H142ZM194 182H198L199 183V185H196V183H194ZM9 183V182H8ZM197 183V184H198ZM202 183H203V185H202ZM232 183V182H231ZM230 183V184H231ZM237 183V182H236ZM3 184V183H2ZM139 184V185H140ZM158 184H159V182H158ZM201 184V185H200ZM233 184V183H232ZM251 185H253V184H251ZM4 186V185H3ZM8 186V185H7ZM60 186V185H59ZM150 186V187H151ZM173 186V185H172ZM180 186V187H181ZM63 187V188H64ZM145 187L143 188V190L145 189ZM213 187V186H212ZM254 187V186H253ZM8 189H5V188H3L2 189V187L0 188V201L2 200V202L4 201V202H8V203H10V201H11V199H12V197H13V192H14V190L13 189H9V187H7ZM72 188V187H71ZM152 188H154V187H152ZM178 188H179V186H178ZM205 188V189H204ZM70 189V190H69ZM109 189V188H108ZM150 189V188H149ZM210 189H214V188H211L210 187ZM209 189V190H210ZM238 189V188H237ZM157 190V189H156ZM156 190H155V192H156ZM208 190V189H207ZM208 190V191H209ZM212 191V190H211ZM214 191V190H213ZM212 191V192H213ZM256 191V190H255ZM258 191V190H257ZM74 192V191H73ZM149 192H150V190H149ZM253 192V193H252ZM100 193V192H99ZM154 192H152V194H153ZM157 193V192H156ZM256 193V192H255ZM213 194V193H212ZM155 195V194H154ZM211 195V196H210ZM257 196H258V194H256ZM255 195V196H256ZM14 196H15V194H14ZM102 196V195H101ZM250 196H251V198H253L252 200H251V198H250ZM253 196V197H252ZM256 196V197H257ZM108 197V196H107ZM247 197V198H246ZM250 198V202L251 203H249L248 202V199ZM262 197V196H261ZM14 198V197H13ZM176 198V197H175ZM23 199V198H22ZM28 199V198H27ZM99 199V198H98ZM140 199V198H139ZM256 199V198H255ZM254 199V200H255ZM259 199V196L257 197V200ZM263 199V198H262ZM16 200V199H15ZM14 200V201H15ZM80 200V199H79ZM143 200V199H142ZM149 200V199H148ZM246 200H247V202H246ZM253 200V201H254ZM256 200V201H257ZM260 200V199H259ZM258 200V201H259ZM25 201V200H24ZM64 201H67V200H64ZM144 202H145V200H143ZM157 201V200H156ZM237 201V202H236ZM256 201H255V203H256ZM20 202V201H19ZM44 202V201H43ZM143 202V203H144ZM146 202H147V200H146ZM145 202V203H146ZM235 202V203H234ZM12 203H13V201H12ZM23 203V202H22ZM35 203V202H34ZM62 203V202H61ZM64 203H66L67 204V202H64ZM144 203V204H145ZM248 203V204H247ZM254 203V202H253ZM259 203V202H258ZM1 204V203H0ZM18 204V203H17ZM16 204V205H17ZM66 204H63V205H66ZM82 204V203H81ZM143 204V206L145 207L146 206V204L144 205ZM149 204V203H148ZM147 204V205H148ZM4 205H6V204H4L3 203V206ZM60 205V204H59ZM62 205V204H61ZM67 205H69V203L67 204ZM253 205V204H252ZM257 205V204H256ZM18 206V205H17ZM20 206H21V204H20ZM23 206V205H22ZM70 206V207H71ZM112 206V205H111ZM69 207V206H68ZM82 207V206H81ZM91 207V206H90ZM143 207V208H144ZM147 207V206H146ZM25 208H26V206H25ZM73 208V207H72ZM79 208V207H78ZM93 208V207H92ZM98 208V207H97ZM153 208H154V206H153ZM160 208V207H159ZM262 209L264 208L263 206L261 207ZM9 209V208H8ZM13 210H14V208H12ZM67 209V208H66ZM66 209H64L63 211H65ZM76 209H77V207H76ZM75 208H74V210H76ZM89 209V208H88ZM161 209V208H160ZM160 209H158L159 211H160ZM257 209H259L260 210V207L259 208H257ZM12 210V211H13ZM25 210V209H24ZM68 211H69V209H67ZM70 210H72L71 208H70ZM73 210V211H74ZM156 210V209H155ZM11 211V210H10ZM11 211V212H12ZM18 211V214H19V210H17ZM16 211V212H17ZM23 211V210H22ZM21 211V212H22ZM31 211H32V209L30 210V212L28 211V209H27V211L25 210L24 211V215H26V216H34L35 215V212L34 213H31ZM78 210H76V212H77ZM116 211V210H115ZM148 211H150V210H148ZM152 211V210H151ZM149 212V214L150 215H155V214H152L153 213V211L152 212ZM261 212L263 211V210H260ZM20 212V213H21ZM66 212V211H65ZM93 212V211H92ZM147 211H145V213H146ZM245 212H247V213H245ZM258 212V211H257ZM261 212L258 214V213H256L257 215H260L261 214ZM13 213H15V212H13ZM38 212H36V214H37ZM46 213L48 214V212L46 211ZM50 213V212H49ZM155 213V212H154ZM253 213V212H252ZM34 214V215H33ZM43 214V213H42ZM65 214V213H64ZM67 214V213H66ZM66 214H65V216H66ZM148 212L146 213V218L148 217ZM263 214V213H262ZM21 215H23V214H21ZM38 216L40 215V214H37ZM58 215V214H57ZM61 215V214H60ZM143 215H145V214H143ZM149 215V216H150ZM41 216V215H40ZM43 216V215H42ZM45 216V215H44ZM56 216V215H55ZM54 216V217H55ZM63 216V215H62ZM61 216V217H62ZM85 216V215H84ZM97 216V215H96ZM95 216V217H96ZM161 216H163V215H161ZM256 215H254V217H255ZM262 215H260V217H261ZM13 217V216H12ZM14 217H17V216H14ZM22 217V216H21ZM24 217V216H23ZM35 218H36V216H34ZM49 217V216H48ZM47 217V218H48ZM53 217V218H54ZM57 217H59L60 218V216L58 215ZM94 217V218H95ZM142 217V216H141ZM145 217V216H144ZM152 217V216H151ZM159 217H160V215H159ZM258 217V216H257ZM256 217V218H257ZM18 218V217H17ZM39 218H42V217H39ZM44 218V217H43ZM47 218H45V219H47ZM51 218H52V216H51ZM91 218H93V216L91 217ZM153 218V217H152ZM263 218L264 217H261V219H262V222H264V220H263ZM65 219H67V218H64V221H65ZM83 219H85V218H83ZM82 218L80 219L81 221L83 220ZM89 219V218H88ZM117 219V218H116ZM258 219H259V217H258ZM261 219L259 220L260 222H261ZM54 220V219H53ZM53 220H51L52 222H53ZM77 220V222L79 221L78 219H76ZM86 220V219H85ZM85 220H83V221H85ZM91 220V219H90ZM96 220V219H95ZM44 221V220H43ZM49 221H50V219H49ZM59 221H60V219H59ZM64 221H61V222H64ZM88 221V220H87ZM92 221H94V220H92ZM92 221H89V222H92ZM146 221H149L148 219L146 220ZM258 221V220H257ZM257 221H254V223L255 222H257ZM257 222V223H255L256 224V230H257V226H259V223L260 222ZM47 222V221H46ZM61 222H58V223H60L61 224ZM67 222V221H66ZM65 222V223H66ZM69 222V221H68ZM75 222V221H74ZM97 222V223H98ZM118 222V221H117ZM7 223V222H6ZM21 223V222H20ZM65 223H62V224H65ZM80 223H82V222H80ZM95 223H96V221H95ZM11 224V223H10ZM17 224V223H16ZM52 224H54V223H52ZM55 224H57V223H55ZM67 224V223H66ZM69 224V223H68ZM90 224V223H89ZM93 224V223H92ZM116 224V223H115ZM171 224V223H170ZM251 224H250V226H251ZM260 225H262V223L260 224ZM5 226V225H4ZM4 226H2V227H4ZM20 226V225H19ZM18 226V227H19ZM93 226V225H92ZM95 226V225H94ZM97 226V227H98ZM211 226H213L212 224H211ZM249 226V228H253V226H251L250 227ZM11 227V226H10ZM13 227V228H12ZM11 228L12 229H14V228H16V227H14V226H12ZM24 227V226H23ZM96 227V226H95ZM175 227V226H174ZM260 227V226H259ZM5 228H6V226H5ZM9 228V226L7 227V229ZM10 228V229H11ZM57 227L55 226V229H56ZM171 228H172V226H171ZM186 228V227H185ZM262 230H264V226H262V227H260ZM19 229H21V227H19ZM23 229V228H22ZM58 229V228H57ZM134 229V228H133ZM184 229V228H183ZM203 229V228H202ZM260 229V230H261ZM25 230V229H24ZM122 230V229H121ZM120 230V231H121ZM198 230V229H197ZM254 230V229H253ZM4 231V230H3ZM20 232H16V230H14V232H16V234H14L13 232H10V233H13V235H12V238H14V239H17L16 238V235H18L19 237H21V235H19L18 233H22V235L24 234L21 230H19ZM26 231V230H25ZM58 231V230H57ZM172 231V230H171ZM174 231V230H173ZM188 231V230H187ZM196 231V230H195ZM202 231V230H201ZM207 231V233H208V230H206ZM205 231V232H206ZM0 232H1V227H0ZM6 232V231H5ZM118 232H119V230H118ZM200 232V231H199ZM3 233V232H2ZM9 233V232H8ZM200 233H203V232H200ZM207 233H204L205 235L207 234ZM252 233V232H251ZM256 233V232H255ZM254 233V234H255ZM5 234L6 233H4V237H5ZM121 234H123V233H121ZM120 234V235H121ZM197 234V233H196ZM195 234V235H196ZM256 234H258V233H256ZM1 235V234H0ZM7 235V234H6ZM26 235V234H25ZM119 235V236H120ZM163 235V234H162ZM209 235V234H208ZM253 235V234H252ZM2 236V235H1ZM0 236V237H1ZM108 236V237H109ZM124 235H122V237H123ZM10 237V236H9ZM25 237V236H24ZM28 238H29V236H27ZM63 238H64V236H62ZM125 237V236H124ZM162 237V236H161ZM252 237V236H251ZM3 238V237H2ZM204 238H205V236H204ZM255 238V239H256ZM261 238V239H260ZM5 239V238H4ZM7 239H9V238H7ZM14 239H13V242H14ZM24 239V238H23ZM22 239V240H23ZM123 239V238H122ZM130 239H132V238H130ZM193 238H191L190 240H192ZM203 239V238H202ZM206 239V238H205ZM208 239V238H207ZM226 239H227V237H226ZM2 240V239H1ZM1 240H0V242H1ZM10 240V239H9ZM18 240V239H17ZM22 240H21V242H22ZM25 240V239H24ZM45 240V239H44ZM61 240H64V239H61ZM112 240H110L111 242H114V241H112ZM189 240V241H190ZM204 240V239H203ZM209 240V239H208ZM211 240V239H210ZM228 240V239H227ZM66 241H67V239H66ZM109 241V240H108ZM130 241V240H129ZM193 241H195V239H193ZM192 241V242H193ZM204 241H206V240H204ZM230 241V240H229ZM229 241H227V242H229ZM9 242V241H8ZM12 242V241H11ZM19 242V241H18ZM17 242V243H18ZM20 242V243H21ZM25 242V241H24ZM60 242V241H59ZM62 242H64V241H62ZM125 242V241H124ZM123 242V243H124ZM127 242H128V240H127ZM126 242V243H127ZM139 242V241H138ZM207 242V241H206ZM40 243H41V241L39 242V245H40ZM68 243V242H67ZM119 243V242H118ZM134 243V242H133ZM141 243V242H140ZM162 243V242H161ZM164 243H166V242H164ZM188 243V242H187ZM209 243V244H208ZM229 243H231V241L229 242ZM7 244H9V243H7ZM7 244H5V245H7ZM11 244V243H10ZM19 244V243H18ZM43 246H44V244H43V242L41 243ZM120 244V243H119ZM128 244H130L129 242H128ZM131 244H132V242H131ZM142 244V243H141ZM179 244V243H178ZM202 244V243H201ZM207 244V245H206ZM205 245V249H207V251L208 250H212V247H213V244H215V240H214V243L210 246V244H211V242H207ZM4 245V246H5ZM14 245H15V243H14ZM20 245V244H19ZM92 245V244H91ZM107 244H106V242H105V244H104V246H106ZM122 245V244H121ZM135 245H136V243H135ZM135 245H134V247H135ZM144 246H148V245H145V244H143ZM150 245V244H149ZM158 245V244H157ZM170 245H172L171 244V242H170ZM173 245H174V243H173ZM186 245H188V244H186ZM186 245H185V243H184V245L182 244L180 247L181 248H183L184 246L186 247ZM192 245V244H191ZM197 245V241H196V243H195V245L194 246H196ZM216 246H217V244H215ZM3 246V245H2ZM22 246H23V244H22ZM114 246H116V245H114ZM128 246V245H127ZM130 246V245H129ZM143 246V247H144ZM160 246H162V245H160ZM166 246V245H165ZM198 247H199V245H197ZM215 246V247H216ZM6 247H8V246H6ZM5 247V248H6ZM21 246H19V248H20ZM41 247V246H40ZM108 247H109V245H108ZM146 247H144V248H140V256L142 255L148 262H149V264H217L216 262H213V260H210L207 256L209 255V254H207V258L208 259H206V257L204 256L203 258L201 257V255H202V253H198V251L197 250H201V249H197V247H194V250L195 249H197V250H193V253L191 252H186V253H184L183 254V256H181L180 255V253L178 254V255H180V257H178V256H176L177 254H176V252H175V254H173L174 252H172L171 253V251L172 250H176V246L174 247L173 246V248H175V249H171L170 250V252L169 253H167V254H165V253H159L160 252V250L158 251L157 249L156 250H153V248L150 250V248H146ZM155 247L156 246H154V249H155ZM167 247H169V248H171L172 246H167ZM191 247H193V246H191ZM4 248V249H5ZM17 248V247H16ZM91 248V247H90ZM126 248V247H125ZM188 248V247H187ZM190 248V247H189ZM217 248V247H216ZM222 248V247H221ZM221 248H219V249H221ZM225 248V247H224ZM4 249H0V250H3V251H5ZM8 249H9V247H8ZM11 249V248H10ZM13 249V248H12ZM42 249H44V248H42ZM86 249H88V248H86ZM110 249V248H109ZM119 249V248H118ZM136 250H137V248H135ZM160 249V248H159ZM162 249V248H161ZM164 249H165V247H164ZM168 249V248H167ZM191 249V248H190ZM219 249H216V251H218ZM227 249L228 250H230V251H232V252H226L227 251ZM7 250V249H6ZM15 250V249H14ZM14 250H13V252H14ZM26 250V249H25ZM28 250V249H27ZM45 250V249H44ZM112 250V249H111ZM110 250V251H111ZM136 250H135V252H136ZM163 250V249H162ZM166 250V249H165ZM169 250V249H168ZM184 250V249H183ZM21 251V249L19 250V252ZM23 251V250H22ZM83 251V250H82ZM81 251V252H82ZM156 251V252H155ZM158 251V252H157ZM185 251H186V248H185ZM187 251H189V249H187ZM214 251H215V249H214ZM9 252V251H8ZM33 252V251H32ZM112 252L114 253V249L112 250ZM139 252V251H138ZM204 252V251H203ZM22 253V252H21ZM36 253V252H35ZM86 253V252H85ZM132 253V252H131ZM207 253V252H206ZM0 254H2L1 252H0ZM12 254V253H11ZM109 254V253H108ZM3 256H1L2 258L5 256L4 254H2ZM62 255V254H61ZM83 255V254H82ZM111 255V254H110ZM138 255V254H137ZM138 255V256H139ZM211 255V254H210ZM209 255V256H210ZM38 256V255H37ZM85 256V255H84ZM87 256V255H86ZM104 256V255H103ZM216 256H217V254H216ZM6 258H7V256H5ZM5 257L3 258V259H5ZM112 257V256H111ZM38 258H40V259H42L40 256L38 257ZM84 258V257H83ZM110 258V257H109ZM139 258V257H138ZM210 258L212 259V256H210ZM13 259H15V258H13ZM17 259V258H16ZM25 259V258H24ZM23 259V260H24ZM102 259V258H101ZM1 261H2V259H0ZM12 260V259H11ZM37 260V259H36ZM108 260V259H107ZM141 260V259H140ZM145 261V260H144ZM12 262H13V260H12ZM15 262H17V260H15ZM83 262V261H82ZM105 262V261H104ZM143 262V261H142ZM146 262V261H145ZM2 263V262H1ZM147 263V262H146ZM145 263V264H146ZM108 264V263H107ZM142 264V263H141ZM143 264H144V262H143Z\"/></svg>",
  "mask_w": 264,
  "mask_h": 264
}]
</instances>
